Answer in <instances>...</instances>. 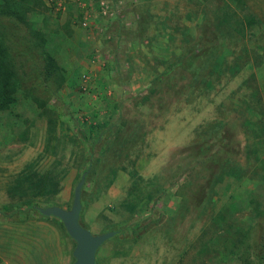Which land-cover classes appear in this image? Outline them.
<instances>
[{
	"label": "rangeland",
	"instance_id": "rangeland-1",
	"mask_svg": "<svg viewBox=\"0 0 264 264\" xmlns=\"http://www.w3.org/2000/svg\"><path fill=\"white\" fill-rule=\"evenodd\" d=\"M0 39V223L70 209L92 162L97 264H264V0H0Z\"/></svg>",
	"mask_w": 264,
	"mask_h": 264
},
{
	"label": "crops",
	"instance_id": "crops-1",
	"mask_svg": "<svg viewBox=\"0 0 264 264\" xmlns=\"http://www.w3.org/2000/svg\"><path fill=\"white\" fill-rule=\"evenodd\" d=\"M41 220L32 221L28 215L25 220H8L0 223L1 264H74L75 241L69 234L66 238L60 227L46 226L49 222ZM44 240L46 244L44 252L27 254L24 251L28 244H34L36 241H39V251H42ZM97 256L96 253V264Z\"/></svg>",
	"mask_w": 264,
	"mask_h": 264
},
{
	"label": "water",
	"instance_id": "water-1",
	"mask_svg": "<svg viewBox=\"0 0 264 264\" xmlns=\"http://www.w3.org/2000/svg\"><path fill=\"white\" fill-rule=\"evenodd\" d=\"M84 172L75 186L73 202L70 209H64L57 205L47 207H36L45 216H55L59 218L69 234L75 241L73 255L74 264H96V252L107 239L115 235L114 230L93 234L89 229L80 223V213L82 209L81 190L85 180Z\"/></svg>",
	"mask_w": 264,
	"mask_h": 264
},
{
	"label": "trees",
	"instance_id": "trees-1",
	"mask_svg": "<svg viewBox=\"0 0 264 264\" xmlns=\"http://www.w3.org/2000/svg\"><path fill=\"white\" fill-rule=\"evenodd\" d=\"M19 7H21V4H18V9H19ZM200 43H202L201 47L203 50L207 49V47L210 45V44L204 43L203 38L200 40ZM48 62L50 64V66H55V61H54V58L52 56H48ZM13 78H14V73L10 69V64H9V61L7 59V56H6V48L0 39V110L9 107V105L15 101L14 93H15V89H16V84H15ZM83 136H84V139H87V137L84 133H83ZM98 140H99V137H96V138L92 139L91 143H89L90 144V148H89L90 155H91V153L93 154V151L95 148L94 146L98 142ZM91 163L85 168L84 172H86V170H88V173L91 172V169H90ZM89 169H90V171H89ZM88 173H87V175H88ZM40 181L42 183V186H44L47 182L53 183L54 188L51 191L54 193H56L59 189V181L57 180L56 182H53L52 177H48V175H42L40 177ZM81 202H82V209H81V213H80V218H81L82 210H83V199H82V197H81ZM36 207H38V205L36 203L27 204L26 208H16L15 212L20 213L19 219L25 220L28 217V215L30 214V211H33L36 214L40 213ZM262 213H264V212H262ZM80 223H81V219H80ZM109 230H114L116 233H118V231H119L118 229H116V227L114 225H111ZM221 237L224 238L225 236H221ZM241 240H242V238H241ZM259 240L261 241V243L264 242V229H262V228L260 230ZM239 242L241 243L242 241H239ZM225 247H226V245H225Z\"/></svg>",
	"mask_w": 264,
	"mask_h": 264
}]
</instances>
